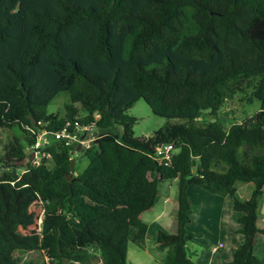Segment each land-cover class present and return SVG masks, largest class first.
<instances>
[{
    "label": "trees",
    "instance_id": "obj_1",
    "mask_svg": "<svg viewBox=\"0 0 264 264\" xmlns=\"http://www.w3.org/2000/svg\"><path fill=\"white\" fill-rule=\"evenodd\" d=\"M63 91L66 112H48ZM239 94L258 98L260 109L226 127L220 110ZM141 98L177 121L136 136L129 109ZM207 111L213 118L201 120ZM67 121L98 131L71 181L79 144L52 137ZM2 128L12 137L0 153V264H31L21 257L27 251L44 252L48 264L97 255L128 264L129 241L145 243L142 215L168 179H178V205L175 232L155 236L166 251L161 264H196L191 185L234 197L243 241L223 264H264V0H0ZM30 128L51 134L50 156L38 164L26 149L35 142ZM164 144L175 148L169 162L155 158ZM238 182H253L249 198L237 196ZM38 206L41 224L30 227Z\"/></svg>",
    "mask_w": 264,
    "mask_h": 264
},
{
    "label": "rangeland",
    "instance_id": "obj_2",
    "mask_svg": "<svg viewBox=\"0 0 264 264\" xmlns=\"http://www.w3.org/2000/svg\"><path fill=\"white\" fill-rule=\"evenodd\" d=\"M71 102L70 93L63 91L59 93L48 105V112H56L63 115L66 112V105ZM79 108L84 111L82 106L78 104ZM261 106L258 98H254L252 102L243 99L242 95H236L234 98L226 100V103L220 110L221 122L228 127L232 121H243L245 118L255 114ZM131 115L137 116L138 121L134 125V133L136 136H151L162 125L168 121L175 122L176 118L169 119L164 116L157 115L153 112L151 106L145 99H138L129 109ZM213 118L209 111L204 112L201 120H208ZM120 132L121 127H117ZM12 137V131L7 129H0V153L3 151L4 144ZM26 143V142H25ZM27 145V144H26ZM26 149L30 151L29 145ZM76 159L75 174L81 173L88 165V158L86 155L77 151L74 153ZM49 165H52L51 158L47 159ZM238 195L242 199L249 198L254 184L253 182H238ZM159 195L153 208L145 212L142 217L149 224V229L146 236V241L143 245L130 240L127 255L128 264H161L166 255L165 250L158 248L155 236L159 228H163L167 232H175V217L178 205V179L164 180L159 187ZM189 194L193 204L195 205L192 219L194 222L189 226L193 232H202L200 238L196 240H189L188 246L193 260L196 264H205L204 258L199 259L196 250L204 251L208 254L211 252L212 246L216 244L215 236L219 234V229L223 228L228 234V238H236L243 240L241 233L234 234L235 229L239 224L233 216V200L231 195L213 194L200 186L191 185L189 187ZM262 198L261 213L264 212V193ZM43 213L40 206L32 210L30 217V227H39L41 224V217ZM264 219V214L260 216ZM261 226L262 222H261ZM190 231V232H191ZM208 245V246H207ZM202 255V254H201ZM22 260L30 262L31 264H48L47 257L42 251H27L22 253ZM87 264H102L100 256H95L88 261Z\"/></svg>",
    "mask_w": 264,
    "mask_h": 264
},
{
    "label": "built area",
    "instance_id": "obj_3",
    "mask_svg": "<svg viewBox=\"0 0 264 264\" xmlns=\"http://www.w3.org/2000/svg\"><path fill=\"white\" fill-rule=\"evenodd\" d=\"M75 124L76 128L73 129L71 121H67V123L61 129L57 130L52 137H55L72 147H75L78 144H81L83 148L89 147L98 136V131L94 124H80L78 121H76ZM30 129L35 135V142L29 146V149L33 157V162L38 164L44 157L50 156L44 147L51 142V134L45 128H39L37 132L32 128ZM80 132L86 133V137H81ZM174 154V145L164 144L157 148L155 158L161 162H169Z\"/></svg>",
    "mask_w": 264,
    "mask_h": 264
},
{
    "label": "crops",
    "instance_id": "obj_4",
    "mask_svg": "<svg viewBox=\"0 0 264 264\" xmlns=\"http://www.w3.org/2000/svg\"><path fill=\"white\" fill-rule=\"evenodd\" d=\"M263 214L264 212L262 213V215ZM193 222L194 220L192 219V221L188 225L189 232L191 231L189 226ZM234 222H236V224H239V222L237 221H234ZM261 222H262V225H264V219L258 220L259 225H261ZM238 228L235 229L234 234H238V231H237ZM200 235L201 236L203 235L202 232H200ZM198 238H200V236ZM215 239H216V244L212 246L210 254L209 253L207 254L204 251L205 245H204V248H202L201 250H196L199 255L198 256L199 259H200V256L205 257L204 258L205 264H223L224 261L232 260L235 249L243 241V240H237L236 238H232V237L228 238V234L225 232V230H223V228L219 229V234L215 236ZM257 250L264 251V235L259 236V239L257 242Z\"/></svg>",
    "mask_w": 264,
    "mask_h": 264
},
{
    "label": "water",
    "instance_id": "obj_5",
    "mask_svg": "<svg viewBox=\"0 0 264 264\" xmlns=\"http://www.w3.org/2000/svg\"><path fill=\"white\" fill-rule=\"evenodd\" d=\"M77 151H82L83 150V146L81 144H79L76 148ZM75 157L71 158V170L70 172L67 174V179L68 180H72L73 175H74V171H75ZM194 167H193V171H197V165H196V160L193 161ZM14 172H16V169L14 170Z\"/></svg>",
    "mask_w": 264,
    "mask_h": 264
}]
</instances>
